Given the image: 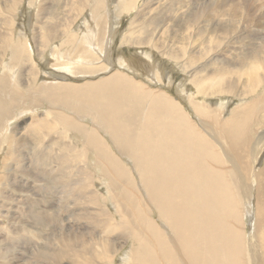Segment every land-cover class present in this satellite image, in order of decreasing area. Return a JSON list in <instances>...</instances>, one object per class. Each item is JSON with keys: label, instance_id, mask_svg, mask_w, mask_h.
<instances>
[{"label": "bare ground", "instance_id": "6f19581e", "mask_svg": "<svg viewBox=\"0 0 264 264\" xmlns=\"http://www.w3.org/2000/svg\"><path fill=\"white\" fill-rule=\"evenodd\" d=\"M19 1L20 0H14L11 4L9 20L12 19V5ZM217 3H219V1ZM226 3H228L229 5L230 1L223 0L221 1L220 6H224ZM41 5L43 4L37 5V3H35V7H39L36 12L37 14L39 9H41L42 7L43 11H46V5ZM237 5L238 4L235 3L234 8H237ZM214 6L215 3L212 9L214 8ZM207 7L210 8L211 6ZM201 10L204 11L203 8ZM226 10L227 9L224 6V8H221L220 13H225ZM228 10H230V8ZM238 10H240L239 7ZM213 11L215 12V10ZM39 15H41V13ZM11 22L12 20H10L9 23V21L6 22L5 19V24L11 25ZM137 24L138 31V28H140V24ZM202 25L201 27L198 26L194 33V38L197 39V41L198 39L200 40L199 44H201V46H203V44L206 43L209 39L212 40L216 38L212 37V35L208 36L209 34H216L218 32L214 30L207 31L206 29L202 28ZM114 27L109 29L111 38L109 40L110 42L115 41L118 33V30ZM116 27H118L117 24ZM134 28L135 26L131 27V29L129 30V32L133 35ZM68 29L69 25H66L62 30L60 29L61 31L59 34L65 35ZM97 30L99 31L98 28ZM9 31L11 33L13 32L11 28L9 29ZM9 31L6 32L5 35H2V39L4 42L7 41L8 37L9 39L13 40L10 37ZM84 32H86L87 34V31ZM59 34L54 35L53 39H57L59 37ZM87 36L89 37L88 34ZM134 37H136V40H131V42L129 43L137 45L138 47H142L141 45H150L152 49L157 48L156 45L159 41L156 38H152L153 42H151L147 39L145 41L141 40V37L139 38L137 35H135ZM33 38L37 42V51H39V53H43L44 49L48 46L46 38L42 39V34H38L37 37L33 35ZM47 38L51 39L52 37ZM84 38L85 37H83L82 39L84 40ZM85 39H87V37ZM122 39L121 41H123ZM28 41V44L22 42L20 45L15 44L14 42L12 43V41L10 43L17 46V49L15 51H17L16 53H18L19 55L17 54L18 58H16L15 62H17V65H20L23 68L27 67L25 70L26 73H29L27 75V79L32 83H36L37 77L39 78L38 73L40 69L39 71L34 69L33 64H31V62L29 61V56H32V47L29 39ZM96 41L99 42L100 40L98 41L96 37ZM195 41L192 40L193 43H195ZM219 42L215 41V46H220L221 43H223L221 41ZM89 44L91 45L92 43L89 42ZM58 46L56 45V47ZM64 47H66V45H64ZM78 47H80V45H78ZM89 47L94 51H89L85 54L77 52L75 55L72 54L73 56H75V62L83 64L81 66H77V64L79 63L72 66L69 65L67 71H77L78 73V70H81L86 73L87 77L89 76L91 78L87 80H85V78V81L83 80L84 82L82 83L78 80L83 79V77H86V75L74 76L71 73H67V71L64 73V69L67 68L66 65H64V62L69 61V59H66V55L64 57H62L61 55L63 66H65L63 68L62 64L60 65L59 63L58 65L59 67L61 66L63 68L62 69L60 67L63 70L62 72L64 73L62 74L63 78L59 77V81L61 82L56 80V82H54L53 80L54 84H51V81H49L50 85L48 86L39 84L41 89H38L39 91L37 92V95L35 93L36 96L39 95L42 103L46 105V114H39L41 118H35L36 116H34L32 118L33 123H30L29 126L24 125L19 131L14 129V127H11V125L8 127V129L1 127L2 129H4L6 137L5 141L3 139L4 142L0 141V149H4L3 146H5L6 144L9 147V149L5 148L6 154L9 158L5 159L9 160V162L11 161L16 163L18 160L25 156V147H31V151H27H29L32 156L34 155V160H36L37 165L39 166V170H37L38 177L48 176L46 174L49 172H53V168L57 166V169H54L55 175L53 174L51 176L52 180H50V178L48 177V181H51V183L55 184L54 186L56 188L61 184V182L65 184L68 180L66 178L67 175L71 173V178L69 177L70 179L68 182L72 181V184L70 183V190L71 192H73V198L70 199L75 200L74 204H76L77 202V190H74L75 177H73L76 175H74L75 171L78 169L77 175L82 176L84 182H86V180L90 178L92 183V174L90 173V171H86L85 168L81 165L82 162H84V164H87V155H89V153L91 152L90 155L95 158V166L101 168L103 178L107 180V182L112 185L115 190L113 193H111L110 189L106 187V190L108 189V195L110 194L109 197H112L111 201L114 203L112 207L115 210V216H113L108 207H106V209L100 207L94 209L92 207H90L89 209L73 208V210H71L70 214L68 215H71V218L80 216V220L75 219L76 221L74 220L75 223L74 225H72V227L69 222H62V216L56 217L53 215V213L49 214V217H52L54 221H61V226L59 227L60 229L69 226L70 230L66 231L70 232L64 235L61 234V238L57 240L58 243L52 242L51 237L42 242V246L46 252L44 254L47 255V257L44 258V260H46V263L42 261V258H39V262H37L38 259H34V262L28 261L25 262V264H39L40 261L42 262L41 264L110 263L113 262L114 257L119 252L120 248H118V246L127 243L128 239L131 238H133L132 240L136 242V246H132L133 250H136L132 253L131 251H129V255L126 254L127 259L124 258V260L128 264H264V122L263 124L255 126L256 124H258V122L256 123V120L259 116L258 113H264V94H262L260 97H257L256 100H246L238 105L233 106V108H231V111H227L224 113V117L221 116L217 119V121H214L216 122V126L214 128H211L209 126V123H211L213 119V114L209 112L211 108L205 105H194V109L198 114H200V117H204L209 113L211 116L209 115L210 117H207L212 118L211 120L208 119L207 122L202 118L204 121V125L200 121L197 122V125L195 121L190 119L189 116H187V114H185V112L181 110L180 106H178V104L174 100H172L169 95L162 92V90L151 89L149 86L144 85V83L136 79L134 76L128 77L127 75L122 74L120 71L116 70L114 64L109 62V60H101V57L106 59L103 54H100V52H98L93 46ZM160 47H162V45ZM195 47H197V45ZM58 48H60V46ZM214 48L215 47L213 46L211 50H215ZM162 49L163 48H161V50ZM234 49L235 47H233V50ZM228 50L229 49H222L221 51L222 53H228ZM74 51L75 50H73V53H75ZM200 51L201 50H199V52ZM250 51L244 50L240 51V53H237L239 55L242 54L239 62L243 63L245 67L259 66L258 64L262 63V61L264 62V41H262L256 49ZM161 53L169 55V57L174 56V58L172 57L174 60L181 55L176 50H167ZM194 53H190L188 55V58L184 62L185 65L188 66V64H191L192 59H195V57H197ZM68 54L70 55L69 52H67V55ZM99 54L101 57L99 56ZM139 55L149 56L148 54L142 53V51L132 54L134 60L132 59L133 62L130 61V64L133 63L134 68V63H136V60H138L137 57ZM118 56L119 55H117V63L119 64V66L123 65L124 62L126 64L129 61H127V59L125 61L124 57ZM211 56H215V60H218V62H223L225 59H227L225 55L221 53L218 55L212 54ZM53 59L56 58L54 57ZM211 59H213V57H211ZM145 60L146 62L150 61L147 59ZM47 63H52V58L49 57ZM206 63L209 62H205L204 64ZM107 64L110 66L108 70L110 71V74L105 75L104 77L101 76L102 74L99 76L96 75V72L103 70L104 68L102 67H105ZM140 64L142 63L140 62ZM263 64L264 63H262V65ZM140 66L138 67L136 65L137 68H141ZM151 66L153 65L151 64L149 67ZM157 66L159 65L157 64ZM205 68L203 67V72H205ZM185 69L187 70V68ZM251 70L253 71V69ZM252 71L249 73V78L247 77V79L244 80L246 82H243L246 85L248 84L249 89L257 86L261 80L262 83L264 81V72L262 74L259 72L260 76L255 74V77L252 74ZM162 72L163 70L161 71V73ZM99 73L100 72H98V74ZM104 74H107V72ZM31 75H33V78ZM146 75L147 73L145 74V77ZM24 76H26V74ZM76 80L77 82H75ZM199 80L200 78H196V80H193V82L196 84L200 82ZM49 82H45V84H49ZM0 83L2 84V82ZM29 90L31 91L30 87ZM127 98H130L132 101L136 100L137 102H142L144 105L146 104V110L144 108V114L142 113L143 115H139L143 111L140 110L139 113H137V111L135 112L132 105H130L131 107H128L127 102H129L130 100L128 99L129 101H127ZM62 103H66V106L70 109V113L66 114V116L62 113L66 111H63ZM4 111L5 110L0 109V126H4V124L6 123L5 120H7L6 125L10 124L14 115H10L8 111H6V114H3L2 112ZM81 113L92 114V116L96 120L93 121L94 123H92V121H90V123H92L93 125H97L98 121L100 123L99 126H101V128L105 130V134L107 131V135L111 139L113 146H109L107 141L106 144L104 143L99 133V130L101 129L100 127V129L95 126L94 128L88 127V124L85 121L86 116ZM135 114L137 117L135 116ZM88 116L89 114L87 115V117ZM90 116L88 118H91ZM137 119L139 120V123H135V120ZM252 123H254V125H252ZM252 129L253 135L258 134V136L255 137L251 135ZM132 130H138V134L136 135L133 132L131 133ZM22 131H25L26 133H22ZM70 132L77 133L81 136L79 137L81 138L80 146L78 145L79 147H76V145L71 144L67 140L66 137L69 136ZM1 137L3 138L4 136ZM28 138L30 143L32 144L31 146H29L30 144ZM52 145H57L59 148V152H57L56 150L57 147L55 148L54 146V148H52L56 150L54 152L55 154L51 153L52 150L46 151L47 148L52 149ZM32 148H35V153ZM126 149H128V152L125 151ZM169 149H177V151L182 150V153L180 152L181 155L179 156L176 153V155L174 156L172 152L169 153L167 151ZM118 150L120 151V153L122 152L121 155H117L115 153ZM125 152L127 154H125ZM126 155L128 156V158L131 157V161H134L135 167L133 165L132 167L127 166L126 163H123V161H121L120 158L127 157ZM52 157L56 158V165L54 164L52 169H50V167L48 172V167H44L43 162L45 161L48 165L50 159L51 165ZM31 159L32 158H30L29 161L33 160ZM65 160L66 165L63 167L62 163ZM40 166H42L43 169H41ZM62 169H64V171H61ZM24 172L25 171H22V174H24ZM0 174V181L2 182L5 177L4 173L2 174V172H0ZM60 174H64V179L66 182L61 180V177L59 176ZM34 177H36L35 173ZM134 177L140 180L137 181L136 179H134ZM18 182H20V180ZM45 182H47V179L45 180ZM25 186L24 184L18 185L20 192H22L23 190L25 192L27 190ZM44 186L45 184H42V189L44 188ZM45 189L48 188L45 186ZM89 194H87V199L89 201V204L93 206L96 204V198H93L92 191H89ZM143 201L147 202L146 204L148 206H143ZM140 202H142V204H140ZM133 203H137L139 204V206L142 205L141 209H135ZM149 209L153 211L157 210L159 218L161 220H164L166 224L165 228L152 221L151 217L149 216L151 215ZM59 211V215L63 214L64 212V210L62 211L61 209H57L56 214ZM43 212L44 211L39 213V217L42 216V219L46 220L47 215L45 212ZM21 215L25 217L26 214H20V216ZM22 216L21 219L23 218ZM32 216L33 214L30 213L29 217H31V219ZM13 217L10 218L14 220ZM83 217L87 218L88 220L83 221ZM17 218L20 219V217L18 216ZM82 223L85 226L93 224L94 229L91 227L82 229ZM76 230H78L79 233L82 234L79 235ZM89 230H91L90 234L88 238L86 237L87 239H85V234ZM19 232L21 231H15V228L14 230L9 229L8 231L11 236L14 235V238L19 237ZM37 235L38 233L36 234V236ZM112 235L113 239L110 238V236ZM5 236L7 237V235ZM42 237L44 239V236ZM2 240H4V236ZM10 240L11 239H9V241ZM12 240L14 239L12 238ZM9 245H11L10 248H14L13 246L15 244H8V247ZM4 250L5 253H7L6 251L8 249ZM67 256L70 257L68 258Z\"/></svg>", "mask_w": 264, "mask_h": 264}, {"label": "rangeland", "instance_id": "374dc122", "mask_svg": "<svg viewBox=\"0 0 264 264\" xmlns=\"http://www.w3.org/2000/svg\"><path fill=\"white\" fill-rule=\"evenodd\" d=\"M13 1L14 0H0V82H2V84L0 83V109L5 110L4 112H2L3 114H6V111H8L10 115L14 114L10 124L6 125L7 120H5L6 123L4 124V126H0V133H1L0 141H3V139L5 141V137H6V133L4 132V129L2 128L8 129V127L11 125V127H14V129L19 131L24 125L29 126L30 123H33L32 118L34 116H36L35 118H39L40 117L39 114L40 115L46 114L45 113L46 105L42 103V100L39 98V95L36 96L38 94L37 92L39 91L38 89H41L40 85L43 84L44 86L46 85L48 86L50 85L49 81H51V84H54V82L59 81L60 78H63L62 74H64L67 71L69 65L72 66V65H76L77 63H79V62H75L74 60L75 56L73 55H75L76 52L85 54L89 51H94L89 46H93L98 52H100V54L104 55L106 59L101 57L99 54V56L101 57V60L103 59L102 61L109 60V62L114 64V67L116 68V70L120 71L122 74L127 75L128 77L134 76L136 79L144 83V85L149 86L151 89L162 90V92L169 95L172 98V100H174L178 104V106H180L181 110L184 111L185 114H187V116H189L190 119L195 121L196 124L198 121H200L204 125L203 119H205V121L207 122L208 119L211 120L213 118L212 119L213 122L211 121V123H209V126L211 128H214L216 126V122L214 121H217L218 118L225 115L224 114L225 112L231 111L232 110L231 108H233V106L238 105L241 102L246 101V100H256L257 97H260L262 94H264V81L262 83L261 82L262 80H261L259 84L252 89H249L248 84L246 85L245 83H243V82H246L244 80H246L247 77L249 78L250 76L249 73L252 71L251 69H253L252 74L255 77L256 75H259L260 73L262 74L264 72V66H263L264 64L262 65V63L264 62L262 61V63L258 64L259 66H255V67L246 66L245 67L243 63L239 62L242 54L240 55L237 54V53H240V51H244V50L250 51V50L256 49L260 45V43L264 41V37H263L264 36V0H228L230 1L229 5L228 3H226L224 6L227 10L229 8L230 10L228 11L226 10L225 13L224 12L220 13L221 8H224V6H220L221 1L223 0H184V1L183 0H150V1L149 0L147 1L146 0L145 1L144 0H20L19 2H16L12 5L13 8L11 12H13V14H12V19H10L12 20V22H11V25H7L5 24V19H6V22L9 21L10 23V20H9L10 7ZM218 1L219 3H217ZM35 3H37V5L43 4L41 6L46 5V11H43V7H42L41 8L42 10L39 9L38 14H37L36 12L39 7L38 6L35 7ZM214 3H215V6H214L215 9L214 8L212 9ZM216 3H217V7H216ZM235 3L238 4L237 8H234ZM230 4L232 7L230 6ZM207 6L209 7L211 6V7L208 8ZM238 7L240 10H238ZM202 8L204 9V11L201 10ZM213 10H215V12ZM209 12H212L213 14ZM40 13L41 15H39ZM137 23L140 24L139 25L140 28H138V31L140 33L137 31V25H138ZM116 24L118 25V27H116ZM66 25H69V29L66 31L65 35L59 34L60 31ZM201 25H202V28L206 29L207 31L208 30L218 31L216 34L214 33L209 34L208 36L212 35V37H216V38L212 40L209 39L206 43L203 44V46L199 44V41H200L199 39L197 41V39L194 38V33H195L196 28L198 26L201 27ZM134 26L135 28L133 30L134 31V35H133L129 32V30L131 29V27H134ZM86 27L88 28V30ZM96 27L99 29V31L97 30ZM113 27L118 30L117 31L118 33L115 38V41L110 42L109 40L111 38H110L109 29ZM10 28L13 30L12 33L9 31ZM8 31L10 32V37L13 40L9 39L8 37L7 41L4 42L2 39V35H5V33ZM84 31H87V34L89 35V37ZM38 34H42V39L46 38V42L48 46H50V47L47 46L44 49L43 53H39V51H37V48H36L37 42L33 38V35L37 37ZM57 34H59V37L57 39L55 38L53 39V36ZM61 35H63L64 37ZM135 35H137L139 38L141 37V40H144V41L147 39L153 42L152 38L158 39L159 42L156 45L157 48L152 49L150 45H141L142 47H138L137 45H133L129 43L131 42V40H134V39L136 40V37H134ZM95 36L97 37L98 41L100 40L99 42L101 44L96 41ZM47 37H50V38L52 37V38L48 39ZM83 37L85 38L87 37V39L84 38L85 40L84 41L82 39ZM121 37L124 39H122ZM102 38L104 39V41ZM28 39L30 40V44L32 47V56L31 55L29 56V61L31 62V64H33L34 69H36L37 71H39L40 69L38 73L39 78L37 77L36 83L35 82L32 83L27 79L28 78L27 75L29 74V73H26L25 71L27 67L26 68L24 67L25 68L24 69L22 66L17 65L18 64L17 62H15L16 58H18L17 56L18 53H16L17 51H15L17 49V46L12 45L10 43L12 41V43L14 42L15 44H19V45L22 42H25L28 44L29 43ZM121 39L123 41H121ZM192 40L193 41L196 40L195 43L196 42L197 43L196 44L193 43ZM218 40L223 43H221L220 46H217V45L215 46L216 44L215 41L219 42ZM89 42L92 44H96V43L97 44L90 45ZM193 44H194V47H193ZM232 44L235 46H233ZM56 45L57 46L59 45L60 48H58L59 46L56 47ZM64 45H66V47H64ZM78 45H80L81 48L78 47ZM159 45L160 46L162 45V47H160ZM196 45L197 47H195ZM198 45H199V48H198ZM212 45L215 47L214 48L215 50H211L213 47ZM9 47L10 49L11 48L12 49L10 50ZM233 47H235V49L237 50L234 49L235 50L234 51ZM4 48L7 50H5ZM161 48H163L164 50L163 49L161 50ZM222 49H225V50L229 49L228 50L229 52L222 53L221 51ZM73 50H75L74 51L75 53H73ZM100 50L102 51V53ZM167 50L168 51L176 50L181 55L178 56L177 59L174 60L173 59L174 56L169 57V55L161 53ZM199 50L201 51L199 52ZM140 51H142V53L148 54L149 56L139 55L137 57L138 60H136V63H134V66H135L134 68L133 63L130 64V61L133 62L134 60V57L132 56V54L136 52H140ZM195 51H198V52H195ZM67 52L70 53V55L68 54L69 56L67 55ZM190 53L196 54V56L199 58L195 57V59H192L191 64H188L189 66V69H188V66L185 65L184 62L188 58V55ZM220 53L225 55V57L228 60L225 59L224 60L225 62L224 61L218 62V60H215V56H211L212 54L218 55ZM61 55L62 57L66 55V59L67 58L69 59V61L64 62V65H66L67 67L66 69H64V71L62 69L65 66H63ZM117 55L124 57L125 61L126 59L127 61L129 60L128 62L130 65L128 64V62L126 64L124 62L123 65L119 66V64L117 63ZM49 57L52 58V63L48 64L47 61ZM54 57L56 59H53ZM211 57H213V59H211ZM143 58L150 60V61L146 62V60ZM196 58H197V61H196ZM138 61H140L142 64H140V62ZM203 62L204 63L209 62L210 64L209 63L204 64ZM59 63L60 65L62 64L63 68L60 66L62 69L58 66ZM163 63H164L165 68L163 67ZM82 64L83 63H79L77 64V66H81ZM151 64L153 66L149 67ZM157 64L159 66H157ZM182 64H184L185 66ZM136 65L138 67L141 65L140 66L141 68H137ZM57 66L60 69H58ZM19 67L20 68L22 67L21 70ZM184 67L187 68V70ZM203 67L204 68L206 67L205 68L206 70H204L206 73L202 71ZM260 67H261V70H260ZM102 68L104 69L101 71H97L96 72L97 74L96 73L94 74L98 76L102 74L101 75L102 77L110 74V71H108L110 66L108 64ZM162 70L163 72L161 73ZM68 71L67 73H71L74 76H79V75L85 76L86 75V73L81 70H78V73L77 71L76 72H70V71L68 72ZM43 72L44 73L46 72L47 74L46 73L44 74ZM98 72L100 73L98 74ZM106 72L107 74H104ZM24 73L26 74V76H24L25 75ZM146 73L147 75L145 77ZM163 74L165 75V77ZM202 75H206V76H202ZM31 76L33 78V75ZM90 78L91 77L89 76L87 77L86 75V77H83V79L78 80V81L83 83L85 80L90 79ZM196 78H200L199 80L200 82L195 84L193 80H196ZM45 82L46 83L49 82V84H45ZM75 82H77V80ZM37 83H38V86H37ZM229 84L231 85V87ZM15 86H18V87H15ZM29 87L31 91L33 89L35 90L31 92L29 90ZM32 87H35V88H32ZM15 91H18L19 93ZM127 101H129L127 102L128 107H131L130 105H132L135 112L137 111V113H139V111L141 110L143 112H141V114L139 115L144 114L146 110V107H145L146 104L144 105L142 102L140 103V102H137L136 100L132 101L130 98H127ZM231 103H234V104H231ZM194 105H197V106L205 105L211 108L209 112L213 114L212 118H209L211 116L209 113L208 115H205L204 117L202 116L200 117V114H198L195 111ZM219 108H220V112H219ZM62 109L63 111L66 110L62 112L65 116L66 114L70 113L69 112L70 109L66 106V103L64 104L62 103ZM212 111L215 113H213ZM77 114H80V113H77ZM81 114H84L86 116L85 121L88 124V127L94 128L95 126L98 129L101 128V126H99L100 123L98 121H97V125L92 124L94 123L93 121H95L96 119L92 116L91 113H81ZM88 114L89 116L91 114L90 116L91 118H88L89 116L87 117ZM258 114L259 116H258V119L256 120V123L258 122V124H256L255 126L263 124L264 122V117H263L264 113H258ZM90 121H92V123H90ZM138 121H139L138 119L135 120V123H137ZM252 125H254V123H252ZM101 129L99 130V133L104 143L106 144V141H107L109 146H113L111 139L107 135L108 134L107 131L105 134L104 133L105 130L104 129L101 130ZM132 132L135 133L136 135L138 134V130H132L131 133ZM22 133H26V132L22 131ZM251 135L255 137L258 136V134L253 135V129H252ZM1 136H4V137L2 138ZM79 137H81L79 134L70 132L69 136H67L66 138L71 144L76 145V147H79L80 140H81V138ZM28 141H29V138H28ZM29 144H30L29 146L32 145L30 141H29ZM252 144H253V141H252ZM6 146H7L6 144L5 146H3L4 149L5 148L9 149V147L7 146L8 147L7 148ZM53 146L55 148L57 147L56 150L57 152H59L58 146L52 145L51 148ZM25 148H26L24 149L25 156L21 158L20 160H18L16 163L11 162V161L9 162V160H6L7 158H9L8 155L6 154V149L5 150L0 149V172H2V174L4 173V177H5L2 182L0 181V264H11V263L12 264H25V262H28V261L34 262L36 259H38L37 262H39L40 260L39 258H42V261L46 263V260H44V258L47 257V255L44 254L46 252L42 246L43 245L42 242H44V240L51 237L52 242L58 243L57 240L61 238V234L64 235L70 232V231L69 232L66 231V230H70L69 226L63 229L62 228L60 229L59 227L61 226L60 224L61 221L55 220L56 221L55 223L54 219L52 217H49V214L51 213H53V215L56 217L62 216V222L63 223L69 222L71 226L74 225L76 220H80L79 219L80 216H77L76 218H71V215H68L70 214L71 210H73V208H88L89 209L90 207H92L94 209V208L100 207V208L106 209V207H108L110 209V212L113 214V216H115V210L112 207L114 203L111 201L112 197L111 198L109 197L110 194L108 195V189H110L111 193H113L115 190L113 186L110 185L107 182V180L103 178L101 168L95 166L94 164L95 158L92 157V155H90L91 152L89 153V155H87V159H86L87 164H84V162L81 161L82 162L81 165L85 168L86 171H90V173L92 174L93 176L92 183H91L90 178H88V180L84 182L82 179V176L77 175L78 169L75 171L74 175L75 174L76 175L73 177H75L74 190H77V202L76 204H74L75 200L70 199V198H73V192H71L70 190L72 181L68 182L69 179L71 178L70 177L71 173L68 174L66 177L68 179L67 182L64 179V174H60L59 176L61 177V180L66 183L63 184V182H61V184L56 188L54 186L55 184L51 183V181H48L49 178L50 180H52L51 176L53 174L55 175L54 169H57V166L53 168V172H49V168L51 167L50 169H52V167L55 164L56 158L52 157V164H51L52 166L50 165V162H51L50 159H49L48 165L45 161L43 162L44 163L43 166L46 168L48 167L49 173L46 174L48 175L46 177H43V176L38 177L37 170H39V166L37 165L36 160H34L35 159L34 155L32 156L29 153V151H31L30 149L31 147L30 148L25 147ZM53 148L52 149L45 148V149L46 151L52 150L51 153L55 154L54 152L56 150ZM33 150L35 153V148ZM175 150L169 149L167 151L169 153L172 152L174 156L176 155V153L178 156L181 155L182 150L180 151L178 150L179 152L177 151V149ZM125 151L128 152V149H126ZM126 152L125 154H127ZM115 153L117 155H121L122 152L120 153V151L118 150ZM30 158H32L33 160L31 159L32 161H29ZM120 159L121 161H123V163H126L127 166H130V167H132V165L134 166V161L133 160L131 161V157L128 158L127 156V157H122ZM30 163H31V166H30ZM62 165L63 167L66 165V160L63 161ZM40 168L43 169L42 166H40ZM22 171H25L24 172L25 176L24 174H22ZM61 171H64V169H62ZM34 173L36 177H34ZM46 179H47V182H45ZM134 179H136V177H134ZM19 180L20 182H18ZM136 180L139 181L140 179H136ZM41 183L43 185L45 184V186L48 189H45V186L42 189ZM19 184H24V186L26 185L25 188L27 190L24 192V190L22 189L23 191L20 192L18 188ZM106 187H108L107 190H106ZM89 191H92L93 198H96V204L93 206L89 204V201L87 199V194H89ZM135 201H138V200H135ZM146 203L147 202L145 201H143V204L142 202H140V204H142L145 207L147 205ZM142 205L139 206V204L133 203V206L135 209H139V208L141 209ZM57 209L59 210L61 209L62 211L64 210L63 214L59 215L60 211L57 212L56 214ZM42 211H44L47 215L46 220L42 219V216L39 217L40 216L39 213ZM149 211L151 212V215L149 216L151 217L152 221L165 228L166 224L164 220H161L159 218L157 210L153 211L149 209ZM30 213L33 214L32 219L31 217H29ZM20 214H26V215L25 217L21 215L23 217L21 219ZM53 215H50V216H53ZM17 216L20 217V219L17 218ZM10 217H13L14 220H12ZM82 220L87 221L88 219L83 217ZM83 223L81 224V226L83 227L82 229L89 228V227L94 229L93 224L89 226H85L83 225ZM8 228L11 230H14L15 228V231L20 230L21 232L18 233L19 237L14 238V235L11 236L10 233H8L9 231ZM76 231L79 233L78 230ZM90 231L91 230L88 231L89 233L88 232L86 233L87 236L85 234V239L88 238ZM20 233H21V238H20ZM37 233L38 235L36 236ZM80 234L82 233H79V235ZM5 235H7V237ZM3 236H4V240H2ZM42 236H44V239ZM8 238L11 240L13 238L14 240L9 241ZM110 238L113 239V235L110 236ZM132 239L133 238L128 239L127 243L118 246V248L120 249H119V252L114 257L113 262L104 263V264H128L125 262L124 258L127 259L126 256L129 255L128 254L130 253L129 251H131L132 253L136 250V249L133 250L132 248V246H136V242ZM11 243L15 244L13 246L14 248L12 247L10 248L11 245H9L8 247V244H11ZM4 249H8L6 251L7 253H5ZM18 256L23 257V258H20ZM67 257L69 258L70 256H67ZM41 263L42 262L40 261L39 264Z\"/></svg>", "mask_w": 264, "mask_h": 264}]
</instances>
